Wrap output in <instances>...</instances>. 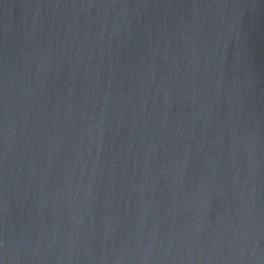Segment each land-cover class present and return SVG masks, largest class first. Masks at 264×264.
I'll return each mask as SVG.
<instances>
[{
    "label": "water",
    "instance_id": "95a60500",
    "mask_svg": "<svg viewBox=\"0 0 264 264\" xmlns=\"http://www.w3.org/2000/svg\"><path fill=\"white\" fill-rule=\"evenodd\" d=\"M0 264H264V0H0Z\"/></svg>",
    "mask_w": 264,
    "mask_h": 264
}]
</instances>
